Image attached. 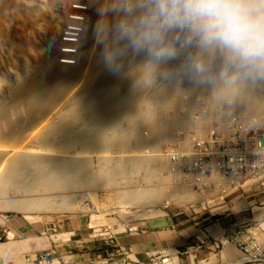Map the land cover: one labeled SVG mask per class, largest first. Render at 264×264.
I'll list each match as a JSON object with an SVG mask.
<instances>
[{"label": "rangeland", "instance_id": "1", "mask_svg": "<svg viewBox=\"0 0 264 264\" xmlns=\"http://www.w3.org/2000/svg\"><path fill=\"white\" fill-rule=\"evenodd\" d=\"M97 8V0H0V205L16 198L24 200L26 195L28 199L35 195L49 198L57 190L51 201L68 209L61 214H34L40 219L30 222L22 213L0 208V245L10 243L19 248L11 261L0 255V264H37L40 255L53 251L44 246L56 234L70 233L73 239L90 241L111 234L117 239L150 219H168L177 208H163L173 202L161 188L168 169L166 158L192 146V126L197 120V127L207 124L200 131L204 139L218 125L233 124L237 130L245 131L237 132L234 147L244 148L249 167H254L245 174L244 180L250 186L229 196L226 206L230 209L233 203L242 205L249 213L248 227L258 226L256 216L264 218V110L213 114L202 125L200 119L208 118L210 98L205 90L198 89L199 99L188 103L190 98L188 101L185 96L191 85L187 81L147 90L133 86L119 97L121 105L119 99L114 101L115 90L106 97L107 85L101 84L103 74L111 79L127 77L130 83L134 78L130 72L120 76L108 73L100 63L95 35ZM64 54L66 59L62 58ZM177 88L186 95L177 96L171 103L167 95ZM159 111L193 124H189L187 134L172 131L173 138L155 141L147 124L151 122L149 113ZM92 113L96 114L94 118ZM227 134L231 137V133ZM242 134L245 140L239 137ZM257 140L259 152L254 147ZM56 162L62 167L57 168ZM66 169H70L69 174ZM56 174H62V180L56 183L50 179L48 183L54 190L46 191L49 185L45 178ZM159 189L161 204L142 211V203L153 200V193ZM81 205L89 209L87 213L76 211ZM209 206L220 207L217 203ZM260 226L264 230V222ZM11 230L12 240L8 238ZM25 239L24 246L21 241ZM27 243L34 244L32 251ZM245 257L249 263L264 260L263 256L257 260L252 255ZM106 261L113 260L93 264Z\"/></svg>", "mask_w": 264, "mask_h": 264}, {"label": "clouds", "instance_id": "2", "mask_svg": "<svg viewBox=\"0 0 264 264\" xmlns=\"http://www.w3.org/2000/svg\"><path fill=\"white\" fill-rule=\"evenodd\" d=\"M99 60L134 87L187 81L231 103L264 86V0H97Z\"/></svg>", "mask_w": 264, "mask_h": 264}, {"label": "crops", "instance_id": "3", "mask_svg": "<svg viewBox=\"0 0 264 264\" xmlns=\"http://www.w3.org/2000/svg\"><path fill=\"white\" fill-rule=\"evenodd\" d=\"M240 206L234 203L230 209L223 206L221 215L210 216L202 212L193 216L184 212L181 215L171 213L168 219H150L137 225V229L120 234L114 245L105 243L102 237L90 241L85 238L73 239L70 233H60L46 240L44 247L53 249L49 256L50 264H93L102 260H113L118 264H134L135 261L140 264H162L164 260L177 264H219L223 260L221 264H264V260L249 263L250 260L246 261L247 257L232 244L219 249L218 254V249L211 245L213 240L227 234H241L252 240L264 257V230L260 226L264 218L256 216L258 226L248 227L249 213ZM197 235L200 241L194 244L191 241ZM8 238H14L12 230L8 232ZM21 242L24 244L27 239ZM27 245L32 251L34 244ZM16 249L19 248L13 244H1L0 255L4 260L11 261L18 254ZM36 258L32 261L35 262Z\"/></svg>", "mask_w": 264, "mask_h": 264}, {"label": "built area", "instance_id": "4", "mask_svg": "<svg viewBox=\"0 0 264 264\" xmlns=\"http://www.w3.org/2000/svg\"><path fill=\"white\" fill-rule=\"evenodd\" d=\"M68 30L76 31V29L71 28ZM65 39L72 40L70 38ZM197 121L193 122L195 125L192 131V146L183 149V153H172L166 158L168 169L165 171L166 175L162 178L161 188L165 193H172L176 197L177 202L167 203L163 208H177L178 210L173 211L174 215H181L184 212L193 216L202 212L210 216L221 215L223 213L222 207H226V199L240 189L244 190L250 186V182L244 180L247 177H245V174L254 167H249L245 149L234 147L237 146V142L235 143L237 132L242 133L245 131L237 130L238 128H234L233 124L218 125L213 129L211 128L209 138L204 139V136H200V126L197 133ZM232 122L238 124L234 120ZM227 133H231V137ZM226 134L227 136H225ZM239 137L245 140L244 134L239 135ZM205 143L207 145H204ZM254 143L256 144L254 147L259 152L261 148H259L258 140ZM256 168L259 169L260 167L257 166ZM186 176H192L194 180L190 181ZM183 192L191 194L190 196L195 199L185 200L188 195ZM213 203H217L220 207L210 209L209 205ZM217 209L220 211H217ZM102 238L109 245L116 244V238L111 234H102ZM199 241L200 237L197 235L191 242L196 244ZM228 243L234 245L244 255H252L254 260L262 256L260 248L252 240L247 237L244 238L241 234H227L218 240H213L211 245L219 250ZM52 253L53 251L44 252L43 255L39 256L37 264H50L49 256ZM102 264L118 263L116 261H106ZM124 264H129V262H124ZM134 264L140 263L135 261ZM150 264L159 263L153 262ZM162 264L174 263L164 260Z\"/></svg>", "mask_w": 264, "mask_h": 264}, {"label": "bare ground", "instance_id": "5", "mask_svg": "<svg viewBox=\"0 0 264 264\" xmlns=\"http://www.w3.org/2000/svg\"><path fill=\"white\" fill-rule=\"evenodd\" d=\"M76 9H81L80 7H75ZM77 12L76 13H81L80 11L78 12V10H76ZM73 19H76L77 20V18H74L73 17ZM73 23V22H72ZM72 23H70V24H72ZM75 23L77 24V21H75ZM75 25V24H74ZM66 40H68V39H66ZM69 41V40H68ZM65 53H68V51H64ZM64 57H62L63 59H66V56L67 55H63ZM62 62L61 63H63V64H68L69 63V61H67V60H61ZM100 64V63H99ZM97 65V67L98 66H101V65ZM102 67V66H101ZM96 69H98V68H96ZM96 69H95V71H96ZM109 73V72H108ZM130 77V76H129ZM101 78H102V83L101 84H103L104 86L105 85H107V86H105V87H107L106 88V93H107V95H105L106 97H110V92H111V90H115V92H116V97H117V99H114V101H116V100H118L119 99V102L118 103H120L121 102V100H120V98L119 97H121V96H123V95H125L126 93H128V91H131V89L133 88V84L134 83H130V79L129 78H125V77H118L117 79H111V78H108V75L107 74H103V77L101 76ZM185 83V82H184ZM196 90H197V92L198 93H195L196 92ZM175 91V90H174ZM88 92V91H87ZM182 92V90L180 89V88H177V90L173 93V94H168L167 95V97L169 98V100L171 101V103H173V102H175V100H177V99H175V98H177V96H178V98H180L179 96H181V94H183V93H181ZM199 90L198 89H194L192 86H191V89L190 90H187V92H186V94H188V95H186V94H183V95H186L185 96V98H187L188 99V101H189V98H190V101L188 102V103H190L192 100H196L197 98L199 99ZM95 94H98V92H96ZM180 94V95H179ZM90 95V94H89ZM176 96V97H175ZM89 97V96H88ZM181 97H184V96H181ZM209 98H210V104H209V113H208V115H207V119H204V118H206V116L203 118V119H200L201 120V124L202 123H204V124H206L205 122H206V120H208L209 119V116H213V114H220V113H222V112H226V113H228V112H231V111H235V112H240V113H242L243 112V114H244V111H246V110H248V109H250V110H252L253 112H258V111H260V110H264V86H260V87H258V88H256V89H254V90H251V91H249L248 93H245V94H242V95H240V96H238L237 98H235L231 103H229V102H227V101H216V100H214L213 98H211L210 96H208ZM96 98V97H95ZM94 98V99H95ZM99 98V97H98ZM103 99L105 98V97H102ZM161 98V97H160ZM34 99V98H33ZM161 99H163V98H161ZM165 99V98H164ZM182 99V98H181ZM38 100V99H37ZM86 100V99H85ZM160 100V99H159ZM167 100V99H166ZM179 100V99H178ZM35 101V100H34ZM93 101V100H92ZM168 101V100H167ZM186 101V100H185ZM208 101H209V99H208ZM88 102V101H87ZM103 102V101H102ZM159 102V101H158ZM164 102V101H163ZM193 102V101H192ZM191 102V103H192ZM85 103V102H84ZM116 103H117V101H116ZM187 103V102H186ZM122 103H120V105H121ZM87 105V104H86ZM96 110H98V109H96ZM161 110V109H160ZM93 112V111H92ZM164 112V111H163ZM163 112H160L159 111V113H149V119L151 120V122H150V124L148 123L147 125H148V128L150 129V135H151V138H154V140L155 139H161L162 138V141H163V139H164V141H166V140H169L170 139V137H172L173 138V136H171L172 135V131H174V132H178V131H180V132H182V134H187L186 132H188L189 131V127H190V125L189 124H191V123H189V122H187V120L186 119H183V118H175V116L174 115H171V114H169V115H171V116H165V115H163ZM94 113V112H93ZM93 113H92V115H93ZM96 113H97V111H96ZM111 113V112H110ZM225 113V114H226ZM94 115H96V114H94ZM94 115L92 116L93 118H94ZM97 119V118H96ZM91 120V119H90ZM93 121V120H92ZM209 121V120H208ZM208 121H207V123H208ZM93 122H95V121H93ZM55 124V123H54ZM89 124V123H88ZM193 124V123H192ZM191 124V125H192ZM203 125V124H202ZM207 125V124H206ZM206 125H204V126H201V125H199L200 126V129H199V131H201L202 130V128H204ZM199 126L197 127V129L199 128ZM90 127V126H89ZM193 127V126H192ZM194 128V127H193ZM96 136H97V134H96ZM70 138H71V136H70ZM99 139H101V138H99ZM187 139V138H186ZM185 139V140H186ZM103 140V139H102ZM71 143L70 144H72L74 141L72 140V138H71ZM69 141V142H70ZM152 141H153V139H152ZM156 141V140H155ZM188 141V140H187ZM68 142V141H67ZM97 142H99V141H97ZM150 142V141H149ZM81 143H83V142H81ZM153 143V142H152ZM152 143H150V145L151 146H153V144ZM186 143V142H185ZM69 144V145H70ZM75 144V143H74ZM73 144V145H74ZM76 145V144H75ZM74 145V146H75ZM186 145V144H185ZM80 146V145H79ZM96 146V145H95ZM150 146V147H151ZM183 146V145H182ZM182 149H183V147H182ZM17 157V156H16ZM13 158V157H12ZM14 159V158H13ZM19 159V158H18ZM29 161V160H28ZM60 161V160H59ZM66 163V162H65ZM153 163V162H152ZM61 164L63 165V162L61 161ZM67 164H68V162H67ZM66 164V165H67ZM141 164V163H140ZM146 164H148L147 162H146ZM55 165H57V168H59V167H62V165L60 166V162H56V164ZM151 165V164H150ZM71 166V165H70ZM69 165H68V167H70ZM142 166V165H141ZM153 166V165H152ZM163 166V165H162ZM73 167V166H72ZM71 167V168H72ZM149 167V166H148ZM167 167V166H166ZM70 168V169H71ZM70 169L69 170H67L66 169V173L67 174H69V172L68 171H70ZM64 170V169H63ZM62 170V171H63ZM72 171V170H71ZM77 172H80V171H78V170H76ZM74 172V171H73ZM82 172V171H81ZM135 172V171H134ZM147 172V171H146ZM40 173V172H39ZM63 173H65V172H63ZM65 173V174H66ZM71 175H73L72 173H70ZM51 175H49V176H47L45 179L47 180V183L50 181V179H52V180H54V182H60V180H62V174H56V175H53L54 177L53 178H51L50 177ZM186 178L187 179H189L190 181H193L194 180V178L192 177V176H186ZM49 179V180H48ZM66 181V180H65ZM72 181V180H71ZM160 181H161V179H160ZM47 183H45L46 184V186L45 187H47L48 185H49V183H48V185H47ZM69 183V182H68ZM160 184V183H159ZM44 186V185H43ZM42 186V187H43ZM51 186V187H50ZM50 187V188H49ZM49 187H47V189H46V191H48V189H51V191H53L54 189V187L52 186V185H49ZM154 187V186H153ZM129 189V188H128ZM157 189V188H156ZM3 190V189H2ZM44 190V189H43ZM126 190V189H125ZM57 191V190H56ZM55 191V192H56ZM146 191V190H145ZM144 191V192H145ZM149 191V190H148ZM153 191V190H152ZM48 192H50V190L48 191ZM54 191H53V193H54V195H52V197H45V198H43V197H37L36 195V197L34 196V197H32L31 199H28L27 198V195H26V198L23 200V199H19V198H16V199H13V201H8L7 203H9V204H7L6 202V204H1L0 205V208H2L3 210H9V209H13L15 212H18V213H22V214H24L25 215V218L28 220V221H30V222H32V221H35V220H38V219H40V217L39 216H33L34 214H41V213H55V214H61V213H63V211L65 212V210H68V209H66V208H64V207H62V205H57V204H54V202H52L51 201V199H55V196H57V194H58V192H56L55 193ZM143 193V192H142ZM184 194H186V195H188V197L187 198H185V200H188V201H190L191 199H195L193 196H190L187 192H183ZM52 194V193H51ZM167 194V193H166ZM153 195H154V199L152 200V199H146L148 202H146L145 204L144 203H142L143 205L141 206V208H142V211L144 210H146L148 207H152L154 204H156V205H158L159 203L161 204V195H162V193L160 192V189L158 190V191H156L155 193H153ZM171 195H172V193H171ZM171 195L168 193L167 195H166V197H168V199H170L171 201H175V199L173 198V196L174 195H172V198H171ZM59 196V195H58ZM137 196V195H136ZM142 196V195H141ZM165 197V198H166ZM147 198V197H146ZM176 198V197H175ZM133 199L135 200H137L138 198H135V197H133ZM145 200V201H146ZM212 201V200H211ZM132 202H134V201H132ZM167 203V202H166ZM120 204V203H119ZM137 204H139V203H137ZM84 205V204H83ZM135 205V204H134ZM155 205V206H156ZM154 206V207H155ZM78 207V206H77ZM79 207H81L79 210L80 211H78L77 209H76V207H75V209H76V211L77 212H84V213H87V210H89V209H86V206H79ZM78 207V208H79ZM89 208H90V206H89ZM115 208V207H114ZM70 209V208H69ZM91 209V208H90ZM72 210V212H76L74 209H71ZM71 210H70V212H71ZM92 212V211H91ZM147 212H149L148 210H147ZM12 238V237H11ZM10 238V239H11ZM230 243H228V244H226V245H229ZM5 250V249H4ZM247 260H249V258H247ZM174 261V260H173ZM174 264H177L176 262H174Z\"/></svg>", "mask_w": 264, "mask_h": 264}]
</instances>
